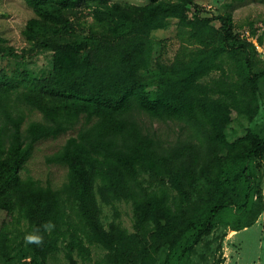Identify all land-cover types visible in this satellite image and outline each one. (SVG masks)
Listing matches in <instances>:
<instances>
[{
	"label": "trees",
	"instance_id": "obj_1",
	"mask_svg": "<svg viewBox=\"0 0 264 264\" xmlns=\"http://www.w3.org/2000/svg\"><path fill=\"white\" fill-rule=\"evenodd\" d=\"M24 1L26 46L0 37V264H48L59 251L67 264H211L227 230L264 213V128L251 126L264 84L251 40L264 34L253 22L237 33L231 4L204 17L194 0ZM169 21L179 47L165 63L152 34ZM44 55L51 69L35 77ZM236 120L249 126L230 140ZM68 132L45 158L66 169L59 188L21 176L35 144Z\"/></svg>",
	"mask_w": 264,
	"mask_h": 264
},
{
	"label": "rangeland",
	"instance_id": "obj_2",
	"mask_svg": "<svg viewBox=\"0 0 264 264\" xmlns=\"http://www.w3.org/2000/svg\"><path fill=\"white\" fill-rule=\"evenodd\" d=\"M116 2L129 3L133 5H145L147 0H114ZM202 9L201 15L204 17H216L224 11L225 4H231V12L234 21L235 31L244 37H248V23L253 22L258 28V36L264 34V0H194ZM33 16L32 10L27 7L24 0H0V37L7 40L8 45L19 52L26 46L22 36V30L26 22ZM190 16V15H189ZM213 25L218 27V22ZM155 42V56H161L165 63L171 62L178 47L176 38V25L174 21H169L166 29L152 34ZM260 53L264 62V36L263 44L258 46L256 40H251ZM51 57L49 55L40 56L35 59V64H30L28 70L35 76L47 75L51 69ZM5 64L1 63L0 66ZM262 96L260 98V111L258 117L251 126L257 125L264 128V84L262 85ZM29 120L39 118L36 114L25 112ZM154 128L159 127L165 134L176 132L174 126L154 124ZM248 123L244 120H236L227 130L230 140L236 135H241ZM74 132H68L56 139L40 141L34 146L31 157L22 168L20 174L24 177H32L42 185H50L52 188H59L66 179V169L60 166L48 165L45 158L58 151L65 141L73 136ZM264 190V186H263ZM264 192V191H263ZM120 221L124 228L132 231V217L130 206L124 203L118 204ZM104 220L110 221L112 210L103 207ZM4 218L0 215V223ZM21 227H24L22 224ZM20 230V229H19ZM222 248L216 259L210 258L211 264H215L218 257L219 264H264V213L257 222L250 228L239 232L227 230L222 240ZM102 252L97 248H92V259L97 260L102 256ZM48 264H67L63 251H59ZM78 264L81 261L78 259ZM92 264V263H88Z\"/></svg>",
	"mask_w": 264,
	"mask_h": 264
}]
</instances>
